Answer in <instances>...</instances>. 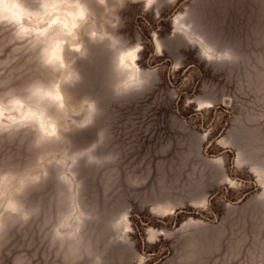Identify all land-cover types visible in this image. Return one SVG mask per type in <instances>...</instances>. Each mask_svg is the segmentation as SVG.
<instances>
[{"label": "rangeland", "instance_id": "1", "mask_svg": "<svg viewBox=\"0 0 264 264\" xmlns=\"http://www.w3.org/2000/svg\"><path fill=\"white\" fill-rule=\"evenodd\" d=\"M0 106V264H264V0H0Z\"/></svg>", "mask_w": 264, "mask_h": 264}, {"label": "clouds", "instance_id": "2", "mask_svg": "<svg viewBox=\"0 0 264 264\" xmlns=\"http://www.w3.org/2000/svg\"><path fill=\"white\" fill-rule=\"evenodd\" d=\"M6 7H8L6 5ZM80 19H87L86 14L83 10L79 13ZM70 29V31L68 30ZM81 26L79 24V20L75 22H71L68 25L65 26V35L61 38L62 39V51H61V57L60 59L63 60V67H66L65 61H64V52L65 50H70L74 52H80L82 49V43L80 39V30ZM97 33L95 31L90 32V36L96 37ZM140 47L137 46L136 51H137V59H138V53L140 52ZM41 51H43L41 49ZM58 129H53V130H47L45 129L41 135L47 136L51 139H55L58 135ZM39 144V143H37ZM46 176V173L44 174ZM6 177V176H5ZM4 177V178H5ZM42 179L41 175H35L32 177V180L35 182H39ZM4 211H10L12 213H16L19 211L18 205L13 202V201H8L7 203L0 202V213ZM22 218L24 220L29 219V214L24 213ZM57 235H59V232L57 230Z\"/></svg>", "mask_w": 264, "mask_h": 264}, {"label": "bare ground", "instance_id": "3", "mask_svg": "<svg viewBox=\"0 0 264 264\" xmlns=\"http://www.w3.org/2000/svg\"><path fill=\"white\" fill-rule=\"evenodd\" d=\"M78 14H79V10H77V9H73V8L70 9L68 7L65 8V9L59 8V10H57L56 15L54 17L51 16L49 18V21L51 23L55 22V24H57L58 26H60L62 29L65 30V26L66 25H68L71 22L77 21ZM33 19H35V21H37L38 20V17L35 16V17H33ZM41 19H40V21H41ZM176 21H178V19H176ZM68 30L70 31V29H68ZM135 58H136L135 51L134 50H128V51L124 52L120 56L119 62L122 65H131V66H133L134 65V61H135ZM130 69L131 70H129V75L132 74V73H134V71H135L132 68H130ZM200 104H203L204 105L203 107H211V104L209 102H206V103L201 102ZM3 110L4 109L0 106V114L2 113ZM18 116H20L22 118H25L26 116H28V117L29 116H40L41 119H42V121H43L42 123H44V125H46L47 130L48 129L49 130L57 129L56 123L54 121L49 120L48 117L46 116V114L44 113V111H42V110L34 109L33 107H24L23 109H20L19 110L18 115H16V116L13 115L12 118L17 117V119H18L19 118Z\"/></svg>", "mask_w": 264, "mask_h": 264}]
</instances>
